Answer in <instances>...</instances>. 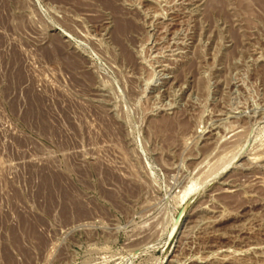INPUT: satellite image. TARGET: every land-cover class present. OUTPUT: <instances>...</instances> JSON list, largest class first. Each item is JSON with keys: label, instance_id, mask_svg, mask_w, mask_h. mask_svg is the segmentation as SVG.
<instances>
[{"label": "rangeland", "instance_id": "obj_1", "mask_svg": "<svg viewBox=\"0 0 264 264\" xmlns=\"http://www.w3.org/2000/svg\"><path fill=\"white\" fill-rule=\"evenodd\" d=\"M0 264H264V0H0Z\"/></svg>", "mask_w": 264, "mask_h": 264}, {"label": "bare ground", "instance_id": "obj_2", "mask_svg": "<svg viewBox=\"0 0 264 264\" xmlns=\"http://www.w3.org/2000/svg\"><path fill=\"white\" fill-rule=\"evenodd\" d=\"M259 2H260V1H259ZM235 156H236V155H235ZM237 156H239V155L237 154ZM237 156H236V157H237ZM232 161H233V160H232ZM232 161H231V162H232ZM231 162H230V163H231ZM229 165H230V164H228V166H229ZM228 166H226V167L224 168V170H225ZM227 169H228V168H227ZM222 171H223V170H222ZM220 174H221V173H220ZM34 222H35V221H34Z\"/></svg>", "mask_w": 264, "mask_h": 264}]
</instances>
